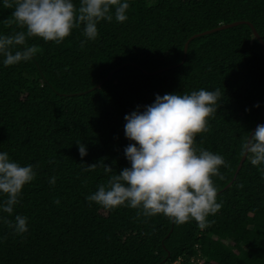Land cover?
<instances>
[{"label": "trees", "instance_id": "1", "mask_svg": "<svg viewBox=\"0 0 264 264\" xmlns=\"http://www.w3.org/2000/svg\"><path fill=\"white\" fill-rule=\"evenodd\" d=\"M129 5L123 23H98L95 40H86L83 25L59 44L31 37L26 43L38 52L30 61L0 63V151L37 173L12 216L0 213L13 222L23 215L28 225L17 235L0 221V264H171L190 257L196 264H264V168L246 154L233 179L264 104V55L245 23L264 42V0ZM12 11L0 6V34L25 31ZM233 21L245 22L188 40ZM201 88L219 89L221 99L195 146L228 164L212 177L222 207L206 228L127 206L106 210L85 199L108 183L103 165L116 174L130 166L123 151L134 143L124 135L126 114L137 106L143 111L157 94ZM79 141L87 149L83 158Z\"/></svg>", "mask_w": 264, "mask_h": 264}, {"label": "clouds", "instance_id": "2", "mask_svg": "<svg viewBox=\"0 0 264 264\" xmlns=\"http://www.w3.org/2000/svg\"><path fill=\"white\" fill-rule=\"evenodd\" d=\"M0 6L13 9L18 26L25 29L14 35L0 34V60L3 66L30 61L38 52L26 40L39 37L45 42L61 43L74 28L83 25L86 40L98 36L101 20L119 23L128 19L129 0H0ZM85 41H81V45ZM19 46V47H18ZM219 89L203 88L186 94L155 95L154 102L140 106L124 116V135L129 143L124 155L129 167L110 174L108 183L100 184L85 199L106 210L127 206L145 216L163 214L173 223L194 220L200 229L208 226L222 204L212 177L227 167L224 157L195 146L196 135L208 130L209 119L217 112ZM259 107V105H254ZM247 111V109H246ZM81 158L87 155L85 144L76 143ZM243 151L250 154L252 165L264 168V124H258L247 136ZM94 165L88 166L91 171ZM32 164L20 165L6 151H0V213L12 216L19 204L22 189L36 178ZM55 177L49 179L54 185ZM59 204V201H54ZM17 235L28 231L27 217L16 214L14 222L0 216Z\"/></svg>", "mask_w": 264, "mask_h": 264}, {"label": "water", "instance_id": "3", "mask_svg": "<svg viewBox=\"0 0 264 264\" xmlns=\"http://www.w3.org/2000/svg\"><path fill=\"white\" fill-rule=\"evenodd\" d=\"M243 22H245V21H233V22H231V23L221 24V25H219V26H217V27H214V28H211V29H207V30L201 31V32H199V33H195V34H193L188 40H190V39H192V38H194V37L200 36V35H205V34H208V33L214 32V31H218V30H221V29H224V28H228V27H231V26H235V25L241 24V23H243ZM245 23H247V24L250 25V27H251V29H252V34H253V36L258 40L259 44L261 45V48H262V51H263V55H264V42H263L262 38H261L260 35L257 33V31L255 30V28L253 27V25H252L251 23H249V22H247V21H246ZM187 43H188V41L184 44V48H183V59H182V61H183L184 58H185L186 49H187ZM182 61H181V62H182ZM167 68H168V67H167ZM164 69H166V68H162V69H159V70L153 71V72H151V74H156L157 72L162 71V70H164ZM143 72H147V71L143 70ZM110 74H111V73H110ZM110 74H109V75H110ZM109 75H108V76H109ZM98 86H99V85H98ZM263 113H264V104H263L261 114H260V116H259V118H258L256 124H255L254 127L251 129V131H250V133H249V135H248L249 137L251 136L252 132H254L256 126L259 124V122H260V120H261V118H262ZM245 157H246V153L244 152L243 155H242V157H241V159H240V161H239V163H238V165H237V168H236V171H235V174H234L233 179L235 178L236 173H237V171L239 170V168H240L242 162L244 161ZM230 183H231V182H230ZM230 183H229L227 186H229Z\"/></svg>", "mask_w": 264, "mask_h": 264}, {"label": "built area", "instance_id": "4", "mask_svg": "<svg viewBox=\"0 0 264 264\" xmlns=\"http://www.w3.org/2000/svg\"><path fill=\"white\" fill-rule=\"evenodd\" d=\"M189 262H186L184 259H176L174 261H172L171 264H196L199 262V259H193L190 257V259L188 260Z\"/></svg>", "mask_w": 264, "mask_h": 264}]
</instances>
